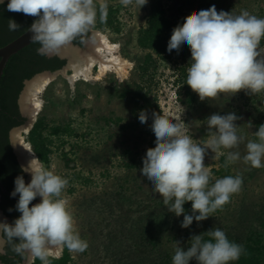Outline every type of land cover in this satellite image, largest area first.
Segmentation results:
<instances>
[{"label":"rangeland","instance_id":"1","mask_svg":"<svg viewBox=\"0 0 264 264\" xmlns=\"http://www.w3.org/2000/svg\"><path fill=\"white\" fill-rule=\"evenodd\" d=\"M161 1L165 15L172 21L183 15L189 19L213 4L217 11L236 15L247 10L264 18V0ZM101 3L106 4V10L115 11L114 21L119 30L115 32L112 27L98 29L92 25L85 45L72 48L83 55L90 54L93 51L90 47L94 48L98 43L99 32L118 43L121 56L132 61L133 66L123 80L108 73L96 82L80 80L71 85L68 80L70 60L62 56L66 65L62 71L52 75L43 94V107L35 121L39 117L44 118L46 131L53 126L68 125L77 135L68 138L70 145L49 154L47 167L68 179L62 195L73 213L75 229L88 245L83 252L70 251L60 245L61 256H47V259H60L66 253L69 256L66 264H172L174 241H179L186 250L193 235L205 233L213 227L223 229L229 240L242 246L245 239L253 234L258 235L264 244V167L254 168L242 159L246 152L245 143L254 140L257 124L264 123V91L241 90L210 100H201L198 96L191 107L183 105L173 80L180 65L185 66L186 63L157 59L153 71L143 79L136 69L146 53L137 46L136 37L139 29L146 25L151 0L141 8L136 0L127 4L123 0H97L98 14ZM258 50L264 55V47ZM51 55L60 56L57 51ZM146 80L150 99L156 100L162 119L184 122L187 134L195 143L206 145L209 139L206 119L210 115L234 112L240 117L236 121L240 126L238 134L245 137V142L238 149L222 148L217 152L209 149L204 160L210 172V184L218 178L239 175L242 178L240 189L208 219L194 220L188 228L181 227L183 215L176 217L169 212L163 198L139 175L152 135L148 124L143 128L127 127L134 121L135 113L127 88ZM26 85L18 99L23 114L26 107L20 104V98ZM15 130L9 132L10 144ZM237 150L241 159L228 162L227 153ZM38 202L36 198L34 204ZM184 208L188 213L185 205ZM204 239L209 237L205 235ZM56 245L50 247L55 248ZM33 259L27 264H31ZM48 262L52 264L49 259ZM39 264H42L40 259ZM189 264L197 262L191 260Z\"/></svg>","mask_w":264,"mask_h":264},{"label":"clouds","instance_id":"2","mask_svg":"<svg viewBox=\"0 0 264 264\" xmlns=\"http://www.w3.org/2000/svg\"><path fill=\"white\" fill-rule=\"evenodd\" d=\"M129 3L130 0H123ZM140 8L148 0H136ZM5 0H0L3 5ZM97 0H8L6 8L36 17L29 27L31 40L40 47L38 54L54 52L70 43L77 35L94 25ZM102 10L106 4L101 3ZM10 31L21 28L14 19L8 20ZM264 39V18L242 10L234 15L217 11L213 4L201 9L177 26L167 46V54L190 50L186 84L201 100L217 98L221 94L264 91V55L258 46ZM234 112L225 115L214 113L207 121L209 139L206 145L194 142L187 134L186 124L162 119L156 114L138 113L139 126L150 123L149 131L154 138V150L146 153L141 161L139 175L151 184L163 198L168 211L176 217L183 215L182 228L193 221L201 222L216 209L226 204L230 196L239 191L242 178L239 175L218 178L210 184V172L205 166V156L210 149H238L245 137L238 134L239 120ZM257 140L245 143L242 159L254 168L264 167V124L253 133ZM228 162L241 159V153L229 151ZM21 172L31 176L25 183L24 175L14 179L10 196L18 200L15 210L20 215L11 223L0 219V253L5 245L13 244L17 253L27 252L49 264L47 253L53 244L70 251L83 252L87 241L75 229V221L67 200L62 193L68 179L46 167L35 155ZM37 197L38 203L32 204ZM191 202V214L184 205ZM31 204V207H30ZM12 211V209H9ZM209 239H204V236ZM185 250L174 241L172 264H231L244 253L241 244L229 240L225 231L213 227L207 232L193 235Z\"/></svg>","mask_w":264,"mask_h":264},{"label":"trees","instance_id":"3","mask_svg":"<svg viewBox=\"0 0 264 264\" xmlns=\"http://www.w3.org/2000/svg\"><path fill=\"white\" fill-rule=\"evenodd\" d=\"M8 2V1H7ZM7 2L0 5V47L8 44L19 35L29 29L30 25L36 17L26 15L22 12H11L6 8ZM113 9L101 10L96 13V20L93 26L100 28L112 27L115 32L119 29L115 24ZM14 19L21 28L16 31H10L8 28V20ZM184 15L177 18L175 21L168 19L165 15V7L161 0H151L149 12L146 17V25L139 29L136 37V44L141 50H145V56L136 69L141 79L149 76L150 71L156 65V60H175L186 63L185 66L180 65L177 69V75L173 83L177 86L176 92L180 97V102L191 107L198 98V95L186 84L187 66L190 62L191 54L189 48H183L178 54H167V46L171 39L172 32L177 26L182 27L183 22L187 20ZM91 26L84 33V36L89 34ZM77 35L71 43L73 45H81V37ZM40 45L37 42H32L30 45L21 49L16 54L12 55L6 62L0 78V182L7 192L11 193L14 189V179L17 175H24L25 183L26 174L21 172V167L17 162L16 156L9 140V132L16 127H20L27 122V117L21 115L18 99L24 88V81L30 80L36 74L44 71L53 72L61 69L65 65L64 59H59L56 56L47 57L45 54H38L36 49ZM264 47V39L261 40L258 49ZM147 80L135 84L131 89L127 88L130 94V102L132 103L135 113L134 121L128 125V128L136 129L139 126L138 113H154L161 117L159 107L155 99H150L149 90L147 88ZM126 98V95H123ZM137 111V112H136ZM137 113V114H136ZM264 124L260 122L258 127ZM149 126L150 123L148 124ZM46 124L44 118H38L27 135V141L30 143L33 152L36 156L48 166L49 154L55 149L61 148L64 145H70L68 138L72 135L77 136L68 125L53 126L48 131L45 130ZM125 128V127H123ZM255 131V132H256ZM254 140L258 138L253 136ZM154 138L149 141V151L154 150ZM146 152V153H147ZM145 153V155H146ZM221 161L225 160L221 157ZM132 162L135 159H131ZM134 164V163H133ZM133 167V165H131ZM17 197L13 198L0 190V211L11 223L17 218L20 213L15 210ZM32 201V204H34ZM188 214H191V202L185 203ZM31 207V204H30ZM12 209V211H9ZM216 209L214 212H216ZM244 253L235 261V264H264V244L259 239L258 235L249 236L243 244ZM64 251V250H63ZM26 257L25 253H17L14 250L13 244L5 245V254L0 255V263L2 264H20ZM52 264H66L68 262V254H64L60 259L48 258ZM33 264H39V258H35Z\"/></svg>","mask_w":264,"mask_h":264},{"label":"bare ground","instance_id":"4","mask_svg":"<svg viewBox=\"0 0 264 264\" xmlns=\"http://www.w3.org/2000/svg\"><path fill=\"white\" fill-rule=\"evenodd\" d=\"M98 43L94 48L90 47V54H81L75 50L74 46L66 44L60 49L56 50L57 54L69 57L71 69V74L68 75V80L71 85L77 81H86V82H96L100 78L104 77L108 73L116 74V76L123 80L128 74V69H131L133 66L132 61L124 58L120 54V45L116 42L110 41L107 35L97 32ZM52 75L47 73H40L38 76L31 81L25 82L26 88L20 98V104L23 107H26L28 113L31 112V115L35 117L37 113L43 107V94L46 91V88L49 85V82L52 80ZM28 128H17L13 132V146H17L18 152L22 154L26 164L36 154L33 152L31 145L26 142ZM37 157V156H36ZM31 179V176H30ZM40 201V198H38ZM0 219H3L0 216ZM61 246L56 245L54 247L49 246L47 253L48 257L58 258L60 257ZM32 260V257L29 254V261Z\"/></svg>","mask_w":264,"mask_h":264},{"label":"water","instance_id":"5","mask_svg":"<svg viewBox=\"0 0 264 264\" xmlns=\"http://www.w3.org/2000/svg\"><path fill=\"white\" fill-rule=\"evenodd\" d=\"M5 1H7V0H5ZM32 42H34V41L31 40V34L29 33V29H27L24 33H22L21 35H19V36H18L17 38H15L14 40H12V41L9 42L8 44H6V45L0 47V78H1V75H2V72H3V68H4V66H5V64H6V62H7V60H8L12 55H14V54H16L17 52H19L21 49H23V48H25L26 46L30 45ZM70 44H71L72 46H74V47L79 48V46H77V45H73L71 42H70ZM51 54H52V52L45 53V55H46L47 57H51V56H52ZM60 57H62V56L60 55ZM65 65H66V64H65ZM65 65H64L61 69H58V70H56V71H53V72L44 71V72H42V73H47V74H49V75H55L58 71H62L63 68L65 67ZM39 74H40V73H39ZM39 74H36V75H39ZM36 75H35V76H36ZM33 77H34V76H33ZM30 80H31V79H30ZM27 81H29V80L24 81V84H25V82H27ZM20 94H21V93H20ZM18 104H19V103H18ZM24 111H25L24 114L21 113V115H25V116H27V122H26L24 125L20 126V127H21V128H24V129L28 128V131H27V134H28L29 130H30V129L32 128V126H33V123H34V121H35V117H33V116L31 115V112L28 113L26 110H24ZM17 128H19V127L13 128V130H14V129H17ZM26 143L30 145L29 142H26ZM11 147H12V149H13V152H14V154H15V156H16L17 162H18V164L20 165V167H21V165H26V161L24 160L22 154H20V153L18 152L17 146H13V145L11 144ZM25 174H26V182L28 183V182H30V175L27 174V173H25ZM0 190H1V192H3V193H5L6 195L10 196V193L6 191V189L3 187V185L1 184V182H0ZM10 197H11V196H10ZM37 198H39V197H37ZM0 216H1L3 219L6 218L1 212H0ZM25 264H27V261H26Z\"/></svg>","mask_w":264,"mask_h":264},{"label":"flooded vegetation","instance_id":"6","mask_svg":"<svg viewBox=\"0 0 264 264\" xmlns=\"http://www.w3.org/2000/svg\"><path fill=\"white\" fill-rule=\"evenodd\" d=\"M8 1V0H7ZM7 1H5V2H7ZM90 32H91V30L89 31V34L87 35V36H84V35H80V37H81V45L79 46V47H82V46H84L85 45V43H86V41H87V39H88V37L90 36ZM52 56H56V57H58L59 59H63V58H61L60 56H58V55H52ZM51 56V57H52ZM65 60V59H64ZM1 212V211H0ZM2 213V212H1ZM3 214V213H2ZM4 215V214H3ZM8 220V219H7ZM25 254H26V257H25V259L20 263V264H25L26 263V261L28 262V260H29V253H27V252H24ZM5 254V249H4V252L3 253H0V255H4ZM35 259V258H34ZM34 259H33V262L31 263V264H33L34 263ZM0 264H2V263H0Z\"/></svg>","mask_w":264,"mask_h":264}]
</instances>
